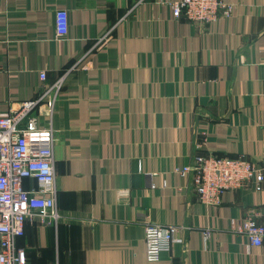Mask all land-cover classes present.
I'll list each match as a JSON object with an SVG mask.
<instances>
[{
    "label": "crops",
    "instance_id": "obj_1",
    "mask_svg": "<svg viewBox=\"0 0 264 264\" xmlns=\"http://www.w3.org/2000/svg\"><path fill=\"white\" fill-rule=\"evenodd\" d=\"M174 1L0 0V117L91 52L52 122L36 112L56 132L61 220L26 225L27 264H264L231 232L264 199L254 184L213 208L180 174L199 155L264 159V0H228L233 16L211 25L175 19ZM149 223L186 227V244L148 262Z\"/></svg>",
    "mask_w": 264,
    "mask_h": 264
},
{
    "label": "built area",
    "instance_id": "obj_2",
    "mask_svg": "<svg viewBox=\"0 0 264 264\" xmlns=\"http://www.w3.org/2000/svg\"><path fill=\"white\" fill-rule=\"evenodd\" d=\"M169 6L175 19L185 17L190 22L204 25L231 18L235 10L228 0H178L169 2ZM56 31L58 38L67 37V11L57 12ZM90 53L51 84L47 82L46 72H42L38 97L0 117V264H27L26 252L18 246V239L25 236L28 223L40 220L58 224L61 220L54 158L56 132L52 124L41 126L36 112L45 106L52 122L69 74L80 68ZM82 68L86 69V66ZM180 174H193L198 200L206 207L219 208L227 193L251 184L264 196V159L253 162L244 156L199 155L192 165L180 170ZM29 180L35 185L28 189L26 182ZM185 231L184 226L147 224L146 260L157 263L176 245H185ZM231 232L244 237L249 250L264 246V199L246 217L233 220ZM210 237L211 230H205L206 241Z\"/></svg>",
    "mask_w": 264,
    "mask_h": 264
}]
</instances>
